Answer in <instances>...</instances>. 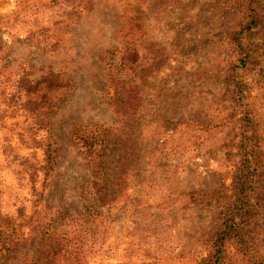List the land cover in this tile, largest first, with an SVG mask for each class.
I'll return each instance as SVG.
<instances>
[{"label": "rangeland", "instance_id": "1", "mask_svg": "<svg viewBox=\"0 0 264 264\" xmlns=\"http://www.w3.org/2000/svg\"><path fill=\"white\" fill-rule=\"evenodd\" d=\"M241 9L240 0H0V211L22 206L39 227L67 214L59 224L83 231L81 264H196L220 207L188 196L227 186L235 162L238 130L226 120L222 83L232 56L220 24ZM125 39L138 53L131 71L118 66ZM253 41L264 47V36ZM50 72L68 84L26 90ZM43 101L47 125L38 132L32 103ZM246 104L262 137L264 188V90ZM73 129L104 135L103 178L86 170ZM47 134L57 164L34 190L29 173L41 153L32 137ZM87 177L99 191L95 213L73 220ZM257 217L264 245V209ZM37 248L38 230L16 258Z\"/></svg>", "mask_w": 264, "mask_h": 264}, {"label": "trees", "instance_id": "2", "mask_svg": "<svg viewBox=\"0 0 264 264\" xmlns=\"http://www.w3.org/2000/svg\"><path fill=\"white\" fill-rule=\"evenodd\" d=\"M240 1L241 11L226 14L220 24L225 30L226 48L232 56L225 66L222 83L223 99L232 106L226 120L235 123L238 130L233 146L235 162L227 186L212 190L205 199L197 195L188 196L191 203L214 201L220 207L203 239L206 254L196 264H264V245L257 237L258 211L264 209V188L261 182L263 167L259 158L262 137L246 104L253 91L264 90V47L253 41L256 35L264 36L259 34L264 32V8L259 5L260 0ZM119 52L118 66L128 71L133 70L138 53L131 41L123 40ZM39 84L55 90L68 83L62 84L61 75L50 72L44 80L27 86L26 90L36 94V85ZM41 99L42 96L39 97ZM42 103L44 101L32 103L34 124L38 132L46 129L47 125V120L38 113V107ZM46 132L48 133V128ZM71 135L81 149L88 173L93 177L103 178L105 169L101 166V151L106 142L104 135L99 131L86 129H73ZM32 139L34 147L41 153L40 165L29 173L33 182L32 189L35 190L34 184L38 176L41 177L42 184H45L54 174L58 150L49 134ZM86 179L82 183L86 185L83 189L80 188L78 198L82 200L83 212L72 215L73 220L77 217L92 218L95 213L94 198L99 192L98 187L94 180L89 177ZM102 188L106 191V187ZM43 193L42 189L38 200L43 199ZM60 215L58 220L48 216L44 225L39 227L36 216H26L22 206L15 211V215L0 211V264H81L84 244L80 238L83 231L64 228L59 223H67V214L60 212ZM25 220L32 226L30 234L24 235L22 227L27 223ZM36 230L37 254H25L17 259L16 255L24 250Z\"/></svg>", "mask_w": 264, "mask_h": 264}]
</instances>
